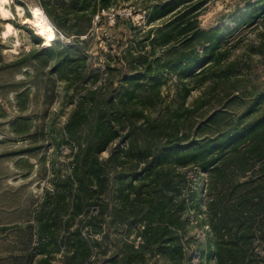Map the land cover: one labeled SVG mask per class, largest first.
<instances>
[{"label":"rangeland","instance_id":"rangeland-1","mask_svg":"<svg viewBox=\"0 0 264 264\" xmlns=\"http://www.w3.org/2000/svg\"><path fill=\"white\" fill-rule=\"evenodd\" d=\"M257 1L111 0L100 10L132 9L134 18L120 16L110 25L105 15L101 23L93 20L88 34L78 36L75 18L98 7V0H0V264H65L69 241L80 242L72 232L98 213V205L86 209V194H80L75 180L80 149L67 124L80 95L104 83L107 63L125 61L129 52H147L153 66L142 82L152 87V95L148 105L136 97L128 101L126 90L133 86L116 78L114 85L121 84L125 92L124 105L139 114L125 119L121 136L100 159L122 140L125 146L133 122L158 124L191 144L264 115V10L243 16ZM38 6L48 9L59 26ZM138 13L144 19H137ZM239 16L243 21L236 20ZM183 23L190 27L186 33ZM190 35L194 40L184 42ZM181 53L195 62L174 70ZM198 54H203L201 64ZM157 62L165 65L159 72ZM97 67L103 77L90 72ZM215 113L218 122L213 124ZM168 163L165 169L186 173L190 180L183 213L188 225L181 232L190 262L216 264L214 256H204L214 238L208 172L194 163L181 166L174 158ZM77 205L79 214L74 213ZM82 235L99 238L95 231ZM70 250L77 255L75 263L82 264L83 247L72 242Z\"/></svg>","mask_w":264,"mask_h":264},{"label":"trees","instance_id":"trees-1","mask_svg":"<svg viewBox=\"0 0 264 264\" xmlns=\"http://www.w3.org/2000/svg\"><path fill=\"white\" fill-rule=\"evenodd\" d=\"M110 1L98 0V7L77 15L73 24L75 34H88L95 15L101 8L109 7ZM43 9L53 20L50 11ZM260 10H264V0L250 2L243 16L252 18ZM244 17L236 20L241 22ZM53 24L59 26L54 20ZM183 25L182 32L186 33L190 27ZM191 40L194 35L184 42ZM209 46L205 45L206 51ZM125 57V61L119 58L114 64L107 63L104 83L80 95L79 105L67 124L80 149L74 161L80 194H86V209L92 204L99 209L72 232L80 238V242L71 239L73 244L84 249L81 263L191 264L181 234L188 225L183 213L190 180L186 173L175 175L170 168H164L174 158L181 166L194 163L208 172V211L214 238L204 256L208 259L214 256L216 264H264V255L259 253V249L264 250V115L248 123L241 122L219 137L191 144H183L179 136L158 124L143 126L133 122L124 137L125 146L122 140L106 159H100L99 155L121 136L125 119L139 114L137 109L129 110L124 105L125 92L121 94V84L114 85L116 78L133 86L131 91L126 90L128 101L136 97L143 104L151 102L152 87L142 82L153 66L148 53L129 52ZM202 57L203 54L197 55L199 64ZM185 62L190 65L195 59L181 53L171 68L176 70ZM155 64L157 72L165 67L160 62ZM140 66H145L143 71ZM89 70L97 78L103 77L101 68ZM253 111L252 107L245 116ZM216 117L215 113L211 118L213 124L218 122ZM146 180L149 182L145 183ZM70 182L73 183L72 179ZM75 209L74 213L79 214L78 205ZM83 230L95 231L99 238L84 236ZM72 242L69 241L65 264H76L77 255L70 250Z\"/></svg>","mask_w":264,"mask_h":264},{"label":"built area","instance_id":"built-area-1","mask_svg":"<svg viewBox=\"0 0 264 264\" xmlns=\"http://www.w3.org/2000/svg\"><path fill=\"white\" fill-rule=\"evenodd\" d=\"M105 15H108L107 21L110 25L115 24L120 16H132L134 18L132 9H126L125 8L122 10H111V11H107L106 9H102V11H99L95 15V18H94L95 24L101 23V21ZM144 17H145V15L143 13H138L136 18L137 19H144ZM139 242H140V238H138L137 243H139Z\"/></svg>","mask_w":264,"mask_h":264},{"label":"crops","instance_id":"crops-1","mask_svg":"<svg viewBox=\"0 0 264 264\" xmlns=\"http://www.w3.org/2000/svg\"><path fill=\"white\" fill-rule=\"evenodd\" d=\"M38 8H39V9H41L43 12H45V10H44L42 7H39V6H38ZM44 14H46V15H47V13H46V12H45Z\"/></svg>","mask_w":264,"mask_h":264},{"label":"bare ground","instance_id":"bare-ground-1","mask_svg":"<svg viewBox=\"0 0 264 264\" xmlns=\"http://www.w3.org/2000/svg\"><path fill=\"white\" fill-rule=\"evenodd\" d=\"M36 15H37L38 17H40L39 15H41V14H40V12H37Z\"/></svg>","mask_w":264,"mask_h":264}]
</instances>
